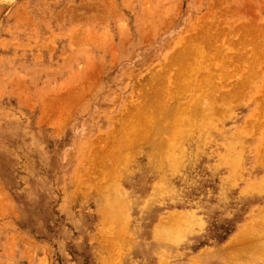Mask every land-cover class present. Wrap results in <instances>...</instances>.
<instances>
[{
  "label": "rangeland",
  "instance_id": "rangeland-1",
  "mask_svg": "<svg viewBox=\"0 0 264 264\" xmlns=\"http://www.w3.org/2000/svg\"><path fill=\"white\" fill-rule=\"evenodd\" d=\"M102 263L264 264V0H0V264Z\"/></svg>",
  "mask_w": 264,
  "mask_h": 264
},
{
  "label": "bare ground",
  "instance_id": "bare-ground-1",
  "mask_svg": "<svg viewBox=\"0 0 264 264\" xmlns=\"http://www.w3.org/2000/svg\"><path fill=\"white\" fill-rule=\"evenodd\" d=\"M187 47H188V46H187ZM174 49H175V48H174ZM176 49H177V48H176ZM178 49H179V48H178ZM178 49H177V50H178ZM173 51H174V50H173ZM178 51H179V50H178ZM186 51H187V49H186ZM183 52H184V51H183ZM172 56H174V55H172ZM172 56H169V59H172V58H171ZM173 59L176 60L177 57H176V59H175V58H173ZM167 60H168V59H167ZM168 61H169V60H168ZM177 111H178V110H177ZM140 113L143 114V111H141ZM177 114H178V113H177ZM177 114H176V117L178 118V115H177ZM174 116H175V115H174ZM174 120L176 121V118H174ZM171 121H172V120H171ZM175 121H174V123H175ZM177 121H179V120H177ZM170 125H171V124H170ZM174 126H175V129H176V124H174L173 127H171L173 130L171 129L170 131H174ZM134 134H135V132H134ZM136 136H137V135H136ZM167 138H168V137H167ZM167 140H168V139H167ZM171 140H172V139H171ZM161 147H162V146H161ZM159 148H160V147H159ZM161 149H162V148H161ZM160 151H161V150H160ZM103 169H104V168H103ZM104 170H105V169H104ZM106 170H108V168H107ZM109 171H110V170H108V172H109ZM102 172H103V171H102ZM108 172H107V173H108ZM110 172H112V171H110ZM107 173L105 172L106 175H107ZM99 174H101L100 171H99L98 175H99ZM102 174H103V173H102ZM102 174H101V175H102ZM110 174H111V173H110ZM104 176H105V175H104ZM102 177H103V176H102ZM97 178H98V179H97ZM100 178H101L100 176L96 177L97 180H96L95 183L93 184L94 186L96 185V187H97V186L100 185L99 183H97V181L100 182ZM105 178H106V176H105ZM105 178H104V179H105ZM107 179H108V178H107ZM101 180H102V179H101ZM104 181H105V180H104ZM106 181H109V179L106 180ZM101 182H102V181H101ZM96 183H97V184H96ZM104 183L106 184L107 182H104ZM104 183L102 182L103 185H105ZM103 185H101L100 188L103 187ZM107 186H108V184H107ZM107 186L105 185V189H103V190H106V189H107ZM96 187H95V188H96ZM103 188H104V187H103ZM96 190H97V188H96ZM103 190H102V193L104 194L105 191H103ZM107 191H108V190H107ZM100 192H101V191H100ZM107 193H108V192H107ZM104 196H105V195H104ZM105 198H106V197H105ZM107 202H108V200H107ZM108 203H109V202H108ZM120 204H121V203H120ZM110 205H112V204H110ZM106 206H107V205H106ZM107 207H108V206H107ZM109 207H110V206H109ZM103 208H105V207H103ZM118 208H120V207H118ZM112 209H113V208H112ZM120 209H121V208H120ZM108 211H109V210H108ZM108 211H107V212H108ZM115 211H116V210H115ZM115 211H113V212H115ZM101 212H102V211H101ZM102 213H103V212H102ZM110 213H111V212H110ZM110 213H109V214H110ZM117 213H118V212H117ZM106 214H107V213H106ZM106 214H105V216H107ZM114 214H115V213H114ZM118 214H119V213H118ZM118 214H116V216H117ZM103 215H104V214H103ZM110 215H111V214H110ZM176 215H178V214H176ZM108 216H109V215H108ZM103 218H104V222H105V217H103ZM117 218H118V216H117ZM177 218H178V217H177ZM106 219H107V218H106ZM180 219H181V218H180ZM182 219H183V218H182ZM173 220L176 221L175 218H174ZM178 220H179V219H178ZM178 220H177V221H178ZM180 221H182V220H180ZM108 222H109V221H108ZM171 222H172V221H171ZM104 225H105V224H104ZM175 225H176V224H175ZM246 227H247V226H246ZM246 227H245V228H246ZM256 227H257V226H256ZM241 229H242V228H241ZM243 230H244V227H243ZM241 231H242V230H240L238 233H236V234L230 239V242H228L229 245H231V244L234 243V242H236V243H234V244H237V241H236V240L239 238L240 234L245 233V232H243V231H242L243 233H241ZM254 231H255V229H254ZM254 231L252 230V232H254ZM154 234H155V233H154ZM157 234H158V233H157ZM249 234H250V233H249ZM254 235H255V234H254ZM254 235L252 234L251 236H254ZM243 236H245V235H243ZM243 236H242V237H243ZM248 236H249V235H248ZM248 236H247V237H248ZM243 238H244V237H243ZM243 238H242V239H243ZM249 238H250V236H249ZM252 238H254V237H252ZM239 239H240V238H239ZM239 239H238V240H239ZM242 239H241V240H242ZM241 240H239V241H241ZM245 240H247V238H246ZM248 240H249V239H248ZM250 240H252V239H250ZM255 240H256V242H258L257 238H256V239H253V244H255V243H254ZM259 241H260V240H259ZM251 242H252V241H251ZM251 242H250V243H251ZM238 243H239V242H238ZM243 243H244V241H243ZM253 244H252V245L250 244V245L252 246V248H253ZM229 245H227V246L229 247ZM244 245L246 246L247 243H246V244L244 243ZM257 245H258V244H257ZM227 246H226V247H227ZM245 246H244V247H245ZM260 246H261V245H260ZM238 247H240V246L238 245ZM254 247H255V246H254ZM223 248H224V247H223ZM241 248H242V247H241ZM248 248L250 249V246H249ZM252 248H251V249H252ZM260 248H261V247H260ZM226 249H227V248H226ZM251 249H250V251H251ZM255 249H257V248H255ZM255 249H254V250H255ZM227 250H231V249L228 248ZM243 250H244V249H243ZM252 250H253V249H252ZM255 251H256V250H255ZM222 252H223V251H222ZM232 252H233V251H232ZM236 252H237V251H236ZM236 252H235V253H236ZM233 253H234V252H233ZM251 253H252V252H251ZM255 253H256V252H255ZM226 254H227V253H226ZM227 255H228V254H227ZM258 255H259V254H258ZM226 258H227V257H226ZM228 258H230V257H228ZM194 262H197V261H194ZM192 263H193V262H192ZM102 264H103V263H102ZM104 264H105V263H104Z\"/></svg>",
  "mask_w": 264,
  "mask_h": 264
}]
</instances>
